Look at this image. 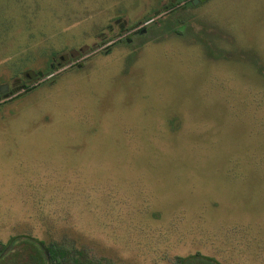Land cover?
<instances>
[{"label": "rangeland", "instance_id": "374dc122", "mask_svg": "<svg viewBox=\"0 0 264 264\" xmlns=\"http://www.w3.org/2000/svg\"><path fill=\"white\" fill-rule=\"evenodd\" d=\"M168 1L0 0V241L264 264V0Z\"/></svg>", "mask_w": 264, "mask_h": 264}, {"label": "trees", "instance_id": "16d2710c", "mask_svg": "<svg viewBox=\"0 0 264 264\" xmlns=\"http://www.w3.org/2000/svg\"><path fill=\"white\" fill-rule=\"evenodd\" d=\"M170 8L166 16L159 20H153L154 17H147L146 21H151L148 33L166 29L175 34H182L183 27L187 30L193 27L190 24L186 12L189 8H194L193 0L184 3L167 2ZM201 4V2H200ZM145 21V22H146ZM182 25V26H179ZM202 41L210 46L209 37L205 33L199 34ZM146 36V35H143ZM209 45V46H208ZM213 56L216 55L212 51ZM52 63L47 64L45 71L42 70V76L52 73V65L55 59L48 57ZM252 60L259 64L256 55H252ZM260 69V67H259ZM263 70L261 69L260 72ZM30 89L27 88V92ZM0 264H114L112 260L96 256L85 246L79 245L78 241L69 235L60 236L47 233L44 237L38 238L31 235H15L9 238L6 243L0 241ZM173 264H222L217 259L203 256L200 253L187 257L176 256Z\"/></svg>", "mask_w": 264, "mask_h": 264}, {"label": "flooded vegetation", "instance_id": "af4514ba", "mask_svg": "<svg viewBox=\"0 0 264 264\" xmlns=\"http://www.w3.org/2000/svg\"><path fill=\"white\" fill-rule=\"evenodd\" d=\"M188 1H191V0H186L185 2H188ZM171 3H172V1H171ZM173 3H177L176 0ZM133 30H134V28H132V27H127V28L125 26L121 27V32H125V31H127V32L130 31L131 32V35H130L131 38L134 37V36H143V35H145L148 32L147 28H146V31H145V29L143 30L144 31L143 33H141L142 32L141 30L140 31H137V30L133 31ZM119 38H121V39H116L113 44L122 41V39H123L122 35H120ZM124 40L127 42L129 39L126 37ZM23 86H25L27 88L26 85H23Z\"/></svg>", "mask_w": 264, "mask_h": 264}, {"label": "water", "instance_id": "95a60500", "mask_svg": "<svg viewBox=\"0 0 264 264\" xmlns=\"http://www.w3.org/2000/svg\"><path fill=\"white\" fill-rule=\"evenodd\" d=\"M186 0H176L177 3L181 4L184 3ZM206 0H193V4L196 5L199 2H204ZM3 90V89H2Z\"/></svg>", "mask_w": 264, "mask_h": 264}]
</instances>
